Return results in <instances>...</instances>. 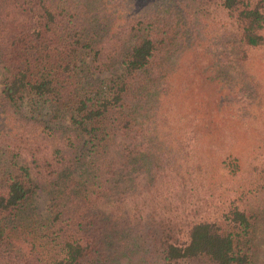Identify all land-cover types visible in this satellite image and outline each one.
<instances>
[{"label":"trees","instance_id":"16d2710c","mask_svg":"<svg viewBox=\"0 0 264 264\" xmlns=\"http://www.w3.org/2000/svg\"><path fill=\"white\" fill-rule=\"evenodd\" d=\"M157 1L0 0V264H264V176L225 199L200 172L204 125L161 107L201 46L231 103L264 0Z\"/></svg>","mask_w":264,"mask_h":264},{"label":"rangeland","instance_id":"374dc122","mask_svg":"<svg viewBox=\"0 0 264 264\" xmlns=\"http://www.w3.org/2000/svg\"><path fill=\"white\" fill-rule=\"evenodd\" d=\"M157 2L120 0L115 4L123 5L121 8L144 10L156 6ZM119 12L118 15L121 14ZM201 48L206 53L205 61L202 60L206 66L199 61L196 65H187L189 61L183 51L174 57L176 71L171 77L173 85L161 99V107L167 120H175L174 125L187 121L196 129L200 124L204 125L203 134L199 137V150L204 153L200 172L208 185L217 180L225 199H229L237 194L239 187L256 181V176H264V42L245 49L243 64L230 66L229 73L235 80V89L238 84L242 85L240 92L233 95L231 103L226 83L217 80L212 84L207 81L208 66H212L211 56L203 46ZM239 55L240 51L237 58ZM189 67L192 68V75L186 79ZM107 75L109 73L99 77ZM206 83L209 87L205 90ZM46 202L47 191H38L34 203L40 216ZM255 226V242L259 246L257 259L263 260L264 215Z\"/></svg>","mask_w":264,"mask_h":264}]
</instances>
